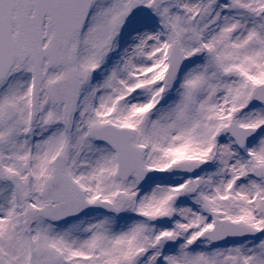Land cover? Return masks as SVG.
Segmentation results:
<instances>
[{"label": "snow or ice", "instance_id": "obj_1", "mask_svg": "<svg viewBox=\"0 0 264 264\" xmlns=\"http://www.w3.org/2000/svg\"><path fill=\"white\" fill-rule=\"evenodd\" d=\"M0 264H264V0H0Z\"/></svg>", "mask_w": 264, "mask_h": 264}]
</instances>
